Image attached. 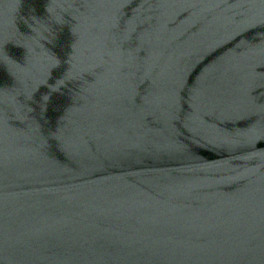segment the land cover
Here are the masks:
<instances>
[{
	"label": "water",
	"instance_id": "1",
	"mask_svg": "<svg viewBox=\"0 0 264 264\" xmlns=\"http://www.w3.org/2000/svg\"><path fill=\"white\" fill-rule=\"evenodd\" d=\"M0 264H264V0H0Z\"/></svg>",
	"mask_w": 264,
	"mask_h": 264
}]
</instances>
